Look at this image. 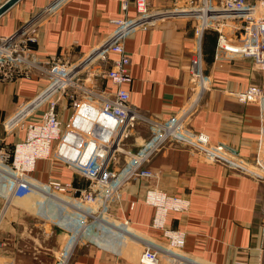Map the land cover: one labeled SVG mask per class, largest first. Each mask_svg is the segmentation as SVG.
Returning <instances> with one entry per match:
<instances>
[{"label":"crops","instance_id":"0c3cea01","mask_svg":"<svg viewBox=\"0 0 264 264\" xmlns=\"http://www.w3.org/2000/svg\"><path fill=\"white\" fill-rule=\"evenodd\" d=\"M49 1L16 2L0 16V35L10 34ZM123 1L67 2L39 26L33 53L38 58L56 57L69 63L88 55L115 28L114 20L134 16L131 4L121 11ZM189 1L178 0L176 5L185 7ZM148 5L155 12L174 8L172 0H148ZM206 42L204 37L202 44ZM195 45L192 24L182 16L164 18L153 27L130 34L124 50L132 81L124 88L135 110L154 119H168L192 101L189 60ZM203 52L209 89L193 112L192 131L208 135L212 144L233 157L253 162L261 135L259 112L252 104L237 103L231 93L259 84L260 74L247 59L233 61L231 70L217 69L211 66L213 57L208 62V54ZM46 83V75L36 72L28 79L0 82V122L38 96ZM39 114L31 119L37 120ZM23 138V132L4 135L0 146L11 147ZM143 142V137L131 131L122 151L135 153ZM172 144L161 145L145 163L155 171V178L132 179L124 186L123 209L113 202L107 206L110 216L129 222L127 231L131 234L102 222L79 235L81 211L69 203V194L36 191L11 197L10 187L0 180V207H5L0 264H57L62 252L69 253L67 264H138L146 242L165 245L162 231L150 226L154 207L143 201L145 191L152 188L189 202L187 211L168 213L165 219L167 228L184 233L180 252L190 264H264V184L247 172H234ZM118 157V168L126 169L125 155ZM31 177L43 185L52 181L81 188L86 184L52 158L38 160ZM130 202L135 203L132 209ZM160 258L159 264H173L165 254Z\"/></svg>","mask_w":264,"mask_h":264},{"label":"built area","instance_id":"2783aa9c","mask_svg":"<svg viewBox=\"0 0 264 264\" xmlns=\"http://www.w3.org/2000/svg\"><path fill=\"white\" fill-rule=\"evenodd\" d=\"M69 1L51 0L10 34L0 35V82L28 79L34 72L47 77L38 96L0 122L5 136L24 133V140L11 147L0 146V180L2 185L10 187L11 197L36 191L69 194V203L81 211L79 235L102 222L131 234L127 231L129 222L110 216L107 206L113 202L123 209L121 192L128 181L157 176L145 163L166 142H176L194 154L206 155L211 162L221 163L234 172H247L257 183L264 184V0H190L185 7L177 6L178 0H172L174 8L156 12L149 9L148 0H124L121 11L125 12L131 4L134 16L114 20L115 28L88 55L74 63L56 57H36L33 46L39 26ZM175 16L190 20L196 39L189 60L193 96L176 116L158 120L132 107L129 91L124 88L132 81L124 45L134 31L148 29L164 18ZM208 31L216 33L212 67L228 71L233 61L247 59L260 74L259 84L231 93L237 103L252 104L259 112L261 135L258 151L250 163L226 153L212 144L208 135L193 132L191 128L193 112L209 89L201 48ZM37 112H40L38 119H31ZM137 125L147 127L152 139L135 153L122 151L124 141ZM3 142L0 137V143ZM121 153L128 162L124 170L118 168ZM49 158L63 164L86 184L75 188L70 183H34L31 173L35 163ZM143 201L154 207L150 226L162 231L165 245L146 242L138 264H159L162 254L169 263L172 259L173 264H190L180 252L184 233L167 228L165 219L168 213L187 211L189 202L155 188L145 191ZM134 205L130 202L129 207L132 209ZM4 211L5 207H0V228ZM58 255L57 264H67L69 253Z\"/></svg>","mask_w":264,"mask_h":264},{"label":"rangeland","instance_id":"374dc122","mask_svg":"<svg viewBox=\"0 0 264 264\" xmlns=\"http://www.w3.org/2000/svg\"><path fill=\"white\" fill-rule=\"evenodd\" d=\"M5 0H0V4L2 3V2H4ZM1 6V5H0ZM136 127H139V128H136ZM135 128H133V131H134V133L136 132V134H138L139 136H141V137H143V140H144V142H143V146H144V144H146V143H148L151 139H152V137H153V135L151 134V132L148 130V128L147 127H140V126H136ZM142 129V130H141ZM3 134V135H2ZM2 134H0V137L2 138V137H4V133L2 132ZM167 143V142H166ZM166 143H164V144H166ZM171 143H173L172 145H174V146H180L178 143H176V142H171ZM181 147V146H180ZM141 147H139L138 149H140ZM184 148V147H183ZM184 149H186L187 151H189V149L188 148H184ZM205 156V158H207L208 160L210 159L208 156H206V155H204ZM263 208H264V205H263ZM263 216H264V213H263ZM59 256V255H58Z\"/></svg>","mask_w":264,"mask_h":264},{"label":"trees","instance_id":"16d2710c","mask_svg":"<svg viewBox=\"0 0 264 264\" xmlns=\"http://www.w3.org/2000/svg\"><path fill=\"white\" fill-rule=\"evenodd\" d=\"M207 38V42L206 44H202L201 48L204 49L207 52V57L206 60L211 59L213 57V53H214V47L216 45V33L212 32V31H208L204 34L203 38Z\"/></svg>","mask_w":264,"mask_h":264},{"label":"water","instance_id":"95a60500","mask_svg":"<svg viewBox=\"0 0 264 264\" xmlns=\"http://www.w3.org/2000/svg\"><path fill=\"white\" fill-rule=\"evenodd\" d=\"M18 1L19 0H5V2L0 6V16Z\"/></svg>","mask_w":264,"mask_h":264}]
</instances>
